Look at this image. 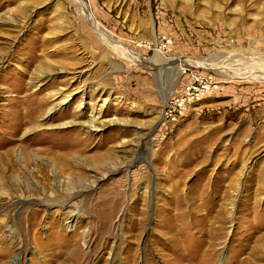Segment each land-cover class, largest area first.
I'll return each mask as SVG.
<instances>
[{
  "label": "rangeland",
  "instance_id": "1",
  "mask_svg": "<svg viewBox=\"0 0 264 264\" xmlns=\"http://www.w3.org/2000/svg\"><path fill=\"white\" fill-rule=\"evenodd\" d=\"M0 264H264V0H0Z\"/></svg>",
  "mask_w": 264,
  "mask_h": 264
},
{
  "label": "built area",
  "instance_id": "2",
  "mask_svg": "<svg viewBox=\"0 0 264 264\" xmlns=\"http://www.w3.org/2000/svg\"><path fill=\"white\" fill-rule=\"evenodd\" d=\"M217 87V82L195 75L184 91L169 101L164 111L165 117L176 111H185L201 93L213 92Z\"/></svg>",
  "mask_w": 264,
  "mask_h": 264
},
{
  "label": "bare ground",
  "instance_id": "3",
  "mask_svg": "<svg viewBox=\"0 0 264 264\" xmlns=\"http://www.w3.org/2000/svg\"><path fill=\"white\" fill-rule=\"evenodd\" d=\"M79 6H80V8H82V10L85 12V14H87V16L89 17V20H91V22L92 23H94V19H93V15L92 14H90V12H89V6H87L86 4H84L82 1H80L79 2ZM96 26H98L97 24H96V22L94 23ZM95 28V27H94ZM99 28V27H98ZM100 33V37H103V38H106V36H104V32H102L101 33V31L99 32ZM103 34V35H102ZM103 40V39H102ZM106 40V42H107V39H105ZM104 41V40H103ZM157 53H158V58H160V59H158V63L157 64H155L156 66H159V65H161V64H168V62L166 61V60H164L163 59V56H162V54H161V52H160V50H157ZM196 66H199V67H201L202 66V64H200V65H198V64H196V63H194ZM182 65V64H181ZM189 66H190V63H189ZM212 66H211V64L209 65V66H207L206 68H211ZM182 68V67H181ZM179 72V71H178ZM180 73V72H179ZM176 75H178V74H176ZM176 81V80H175ZM173 95V93H172V90H170L169 92H168V94H167V101L169 100V98L171 97Z\"/></svg>",
  "mask_w": 264,
  "mask_h": 264
}]
</instances>
